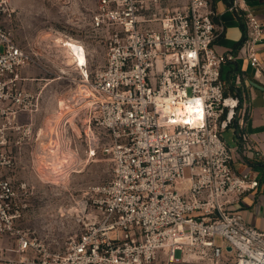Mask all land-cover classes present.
Returning a JSON list of instances; mask_svg holds the SVG:
<instances>
[{
    "label": "built area",
    "instance_id": "obj_1",
    "mask_svg": "<svg viewBox=\"0 0 264 264\" xmlns=\"http://www.w3.org/2000/svg\"><path fill=\"white\" fill-rule=\"evenodd\" d=\"M227 5L244 18L248 58L261 70L255 46L264 38L262 23L245 0ZM15 12L10 0H0V239L14 243L0 246V264H153L162 250L167 264L187 255L264 264V230L232 210L259 181L233 169L235 156L248 149L223 138L235 129L238 100L225 95L221 70L234 56L213 47L223 26L214 24L210 0L167 12L161 0H98L91 29L105 40L106 60L91 78L93 56L76 41L86 58L78 63V98L88 103L90 155L105 138L100 151L112 178L92 189L81 233L64 247L50 249L21 228L31 192L7 176L17 162L7 149H20L29 135L21 116L39 110V95L20 86L27 80L20 72L39 56L7 28ZM254 158L264 163V153L254 150Z\"/></svg>",
    "mask_w": 264,
    "mask_h": 264
},
{
    "label": "rangeland",
    "instance_id": "obj_2",
    "mask_svg": "<svg viewBox=\"0 0 264 264\" xmlns=\"http://www.w3.org/2000/svg\"><path fill=\"white\" fill-rule=\"evenodd\" d=\"M10 1L16 12L12 21L6 23L7 28L16 43L34 49L39 56L36 64L25 68L26 76L34 79L26 83V90L39 95V110L36 122L31 121V116L21 119L20 125L29 127V135L20 149H7L17 156V162L6 172L30 187L29 208L21 228L34 232L46 247L58 249L79 237L80 218L85 217L84 206L93 197L92 189L112 178L111 163L100 151L105 138L99 139L95 156L90 155L85 136L88 103L79 105L78 98L84 88L79 72L60 43V39H72L86 45L93 56L91 78L103 68L105 40L95 37L91 29L98 0ZM59 102L66 106L60 108ZM232 133L231 129L223 133L227 145L233 143ZM58 158L62 161L57 165L60 171L53 175L50 166ZM221 242L216 239L217 245ZM0 246L12 247L14 243L3 238ZM167 255L160 251L153 264H167ZM198 257L187 255L185 262L171 264H212ZM174 259L179 260L180 256Z\"/></svg>",
    "mask_w": 264,
    "mask_h": 264
},
{
    "label": "crops",
    "instance_id": "obj_3",
    "mask_svg": "<svg viewBox=\"0 0 264 264\" xmlns=\"http://www.w3.org/2000/svg\"><path fill=\"white\" fill-rule=\"evenodd\" d=\"M214 12L213 22L223 32L214 42L219 54L233 55L234 60L222 66L221 81L226 96L238 100L235 129H232V145H244L245 157L235 156L233 169L237 173H246L259 181V186L245 194L232 210L240 214L248 225L264 230V163L254 158V150L264 153V38L256 44L255 50L261 70L254 68L248 58L246 40L248 29L243 17L228 11L227 0H210ZM254 16L264 28V0H245ZM187 0H161L164 11L182 8ZM18 44H21L19 41ZM23 69L20 76L26 81L20 86L26 90V83L34 81L27 77ZM28 90V89H27ZM30 91V90H28ZM28 115H22L21 119ZM36 122V114L31 115ZM237 129V132H236Z\"/></svg>",
    "mask_w": 264,
    "mask_h": 264
},
{
    "label": "bare ground",
    "instance_id": "obj_4",
    "mask_svg": "<svg viewBox=\"0 0 264 264\" xmlns=\"http://www.w3.org/2000/svg\"><path fill=\"white\" fill-rule=\"evenodd\" d=\"M60 43L63 44L64 49L66 50V52L68 53V55L70 56V60H71V64L74 65V68H76V72L79 71L78 68V63H80L81 65H83V63L86 62V58H85V54H84V49H82L81 44L77 43L74 40H70V39H60ZM72 66V65H71ZM80 100V99H79ZM65 103L64 102H59V107L63 108L65 107ZM69 107L67 106V109ZM61 158H58V162H54L52 163V165L50 166V171L51 174H56L60 171V169H58V164L61 163Z\"/></svg>",
    "mask_w": 264,
    "mask_h": 264
},
{
    "label": "water",
    "instance_id": "obj_5",
    "mask_svg": "<svg viewBox=\"0 0 264 264\" xmlns=\"http://www.w3.org/2000/svg\"><path fill=\"white\" fill-rule=\"evenodd\" d=\"M227 250H229V251H230V250H231V249H230V247H228V248H227Z\"/></svg>",
    "mask_w": 264,
    "mask_h": 264
}]
</instances>
